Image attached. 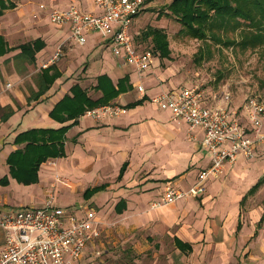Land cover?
Segmentation results:
<instances>
[{
    "label": "crops",
    "instance_id": "obj_1",
    "mask_svg": "<svg viewBox=\"0 0 264 264\" xmlns=\"http://www.w3.org/2000/svg\"><path fill=\"white\" fill-rule=\"evenodd\" d=\"M40 4L59 9L76 4L99 12L91 0H0V74L15 83L8 92H1L0 84V106L5 110L0 114V178L8 175V154L24 146L14 142L19 133L69 124L62 138L64 154L41 162L36 182L23 184L8 176V184L0 185V211L42 206L49 187L57 184L55 176L64 172L74 176L67 186L79 198L62 208L81 215L92 208L88 204L93 201L100 209L96 210L97 218L99 211H112L124 223L119 229L134 231L132 248L144 251L153 246L159 254L171 249L163 264L264 263V196L255 212L242 213V204L248 205L251 197L264 190V167L257 172V163L239 155L223 169L235 177V183L227 179L228 183L214 181L208 187L216 178L211 177L204 194L150 208L170 186H192L198 172L210 164V154L201 143L203 130L172 120L168 110L159 109L151 101L163 89L179 88L160 83L155 57L152 65L139 74L119 57L106 55L97 34H88L83 46L68 39L67 26L51 24ZM35 43L39 48L32 56ZM60 43L62 58L39 69ZM24 44L29 49L22 51ZM25 72L30 74L28 81L17 85ZM138 83L144 88L142 94L136 89ZM74 86L96 100V106L119 104L124 106L123 113L101 119L84 112L76 119H67L64 112L52 116L53 106L65 95L72 97ZM202 90L209 106L223 104L213 96L227 89ZM242 102L235 104L230 99L227 108L248 130ZM262 128L264 131V119ZM260 145L251 158L258 155ZM222 185L226 188L220 193ZM94 187L91 195L85 193ZM52 195V204L61 207L56 204L54 190ZM137 232L140 243L133 237ZM4 235L0 229V245ZM92 243L71 264H96L90 263L96 255L89 256Z\"/></svg>",
    "mask_w": 264,
    "mask_h": 264
},
{
    "label": "built area",
    "instance_id": "obj_2",
    "mask_svg": "<svg viewBox=\"0 0 264 264\" xmlns=\"http://www.w3.org/2000/svg\"><path fill=\"white\" fill-rule=\"evenodd\" d=\"M99 12H86L76 4L64 9L49 10V19L58 26H67L69 38L84 43L88 32L98 33L112 53L123 63L144 72L153 63L150 50H136L132 44L130 27L134 17L142 10L143 0H92ZM44 7L43 4L40 5ZM58 44L49 62L61 55ZM47 66L46 63L43 64ZM142 92V85L138 86ZM231 94L222 90L223 104L209 106L199 87H179L152 96L158 108L168 110L176 122H184L190 128H201L204 136L202 146L210 154V164L198 172L195 183L187 189L169 187L162 196L150 204L159 208L187 196L197 197L205 192L209 177H217L223 165L233 163L239 155L253 157L255 148L264 142V101L248 96L241 104L249 128L240 124L227 104ZM124 109L115 104H104L87 111L96 117L116 115ZM42 206L22 207L0 211V229L5 232L0 245V264H71L78 260L87 244L98 234V218L92 208L81 215L54 206L53 196H48ZM264 264V263H259Z\"/></svg>",
    "mask_w": 264,
    "mask_h": 264
},
{
    "label": "rangeland",
    "instance_id": "obj_3",
    "mask_svg": "<svg viewBox=\"0 0 264 264\" xmlns=\"http://www.w3.org/2000/svg\"><path fill=\"white\" fill-rule=\"evenodd\" d=\"M143 2L144 4L142 10L133 19V22L135 23L132 22V25L130 27V35L132 37V44L134 45L136 50L146 49L150 50L153 53L155 57L154 66L160 73V83H164L168 85V87L170 85V87H199L205 90L212 91L227 89L230 91V98L235 104L241 103L248 96H255L264 101V44L254 48H247L245 50H242L232 44H213L210 43V41H200L195 38H188L178 32V30L180 29V24L174 19L173 16L167 14L168 9H166L165 6L170 2V0H143ZM53 8L56 7L47 8L44 5V7L42 8L47 10V17L51 24L54 23L50 21L48 14L49 10ZM79 8L83 11L91 13V11L84 10L81 7ZM96 8L99 11V8L97 6ZM149 27L160 28L164 31L167 38V56H158V51H156V47L154 48L153 42L149 35L150 33L147 32V29ZM144 32H146L148 36L143 34ZM93 33L97 34L102 42V38L98 33L88 32V34ZM88 34H86L87 39L89 36ZM236 34L229 33L228 37H236ZM68 39L80 46L85 45L87 42V39L82 44L69 37ZM61 44V55L55 62H58L63 56V43ZM102 44H104L103 49L106 50V55H108L109 53L113 54L111 47L107 43L102 42ZM207 45L208 47H206ZM206 48H208L209 51ZM55 51L56 48L54 52ZM53 53L51 54V56L53 55ZM50 57L46 61L41 63L39 69L48 68L51 64L55 63L49 62ZM119 58L122 60L123 63V59L121 57ZM44 63L47 64L46 67L43 66ZM137 73L141 74L142 72L137 71ZM29 76L30 74H26L25 72L21 75V78L16 82V84L19 85L20 83L27 82ZM0 82V84L3 86L1 92H8L11 88H13L15 84L8 81L4 77L2 78L1 74ZM139 85L142 84L138 83L136 85V89L142 94L144 93V88L141 92L138 89ZM163 91L166 90L163 89L159 93ZM115 105L124 109V106H121L119 104ZM90 109L85 110L84 113L97 119L105 117H116L123 113L120 112L116 115L96 117L87 113V111ZM3 111L5 110L0 106V114L3 113ZM259 148L260 151L255 158L246 159L247 162L257 163V172H259V170H262V168L264 167V142L259 146ZM223 169L224 165L221 169V173L216 178H213L211 181H209L208 187L214 181H219V183L221 184L228 183V180L234 182L235 177L231 174H227L226 171L224 172ZM222 172H224V175L222 174ZM73 177V175H68L64 172L57 173L54 178V180L56 179L57 184L56 186L54 185L53 187H49L51 191L48 192V194L46 195L47 198H49L48 196H53L52 192L54 190L56 194V204L61 207H65L69 204H72L75 199L79 198V195L73 193V191H70L68 189L69 185L67 186V183L70 184L74 180ZM225 188L226 186L222 185L218 192L221 193L222 191H224ZM263 196L264 190L251 197L248 205H246V203L242 204L243 215L246 210L255 212V209H258L259 206L262 204ZM88 206H92V209H94L95 212L96 210H100L96 206V203H94L93 201H91ZM110 212L111 213H109V210L107 209L105 212L99 211L98 213L100 217L98 218V234L95 239L90 241L91 243L93 242L92 244H94V247H92L93 250L92 252H90L89 256H92L94 252H96V255L95 257H93V261H90V263L96 262V264H163L167 262V258H169L168 255L171 252V249L169 248L164 249L163 254H159V249L153 246L152 248L144 251H138L139 249L136 250V248H132L134 242H132L133 238L131 234L134 231L119 229L124 228V223L121 222V220L118 219L119 217L117 215H114L112 211ZM120 225L121 227H119ZM133 237L136 238L139 243L141 242V235L139 232L134 233Z\"/></svg>",
    "mask_w": 264,
    "mask_h": 264
},
{
    "label": "trees",
    "instance_id": "obj_4",
    "mask_svg": "<svg viewBox=\"0 0 264 264\" xmlns=\"http://www.w3.org/2000/svg\"><path fill=\"white\" fill-rule=\"evenodd\" d=\"M165 8L168 9L167 14L180 24L178 32L188 38L213 44H232L242 50L264 44V0H170ZM147 32L158 56H167L164 31L149 27ZM229 33H235L236 37H228ZM143 34L147 35L146 32ZM28 47V44H24L22 51L28 50ZM38 48L39 45L35 43L32 56ZM53 80L54 76L49 79L51 82ZM72 92V97L65 95L53 106L50 112L52 116L64 112L67 119H76L85 110L96 107V100L89 99L77 86L72 88ZM68 127L69 124L55 129L32 128L19 133L14 142L24 143V146L8 154V175L0 178V185L8 184V176L23 184L36 182L40 163L48 157L64 154L62 138ZM95 191L96 187L85 193L91 195Z\"/></svg>",
    "mask_w": 264,
    "mask_h": 264
}]
</instances>
